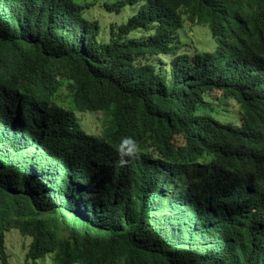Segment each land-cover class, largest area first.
<instances>
[{
    "label": "trees",
    "instance_id": "1",
    "mask_svg": "<svg viewBox=\"0 0 264 264\" xmlns=\"http://www.w3.org/2000/svg\"><path fill=\"white\" fill-rule=\"evenodd\" d=\"M139 2L101 41L74 0H0L2 264L14 229L25 264H264V0ZM186 18L216 51L178 54ZM215 91L238 126L199 113Z\"/></svg>",
    "mask_w": 264,
    "mask_h": 264
},
{
    "label": "rangeland",
    "instance_id": "2",
    "mask_svg": "<svg viewBox=\"0 0 264 264\" xmlns=\"http://www.w3.org/2000/svg\"><path fill=\"white\" fill-rule=\"evenodd\" d=\"M79 4L86 6L84 12L88 19L98 21L100 25V40L109 41L111 37L112 27L116 28L122 24H126L130 18L136 15L145 5L139 2L135 5L126 4L122 7H115L120 1L126 0H74ZM150 31H135L130 38H146ZM152 33V32H150ZM178 54H189L193 56L199 51L213 52L218 48L217 40L212 36L208 27L196 26L188 18L185 20L183 29L179 32ZM149 57L146 56L145 59ZM173 57L171 55H163L159 57H151L150 61H166L170 64ZM144 61V57L142 59ZM205 99L211 101L213 110L209 108H201L199 113L211 115L215 119L224 124H240L241 108L234 99L224 97L221 91H215ZM68 93L61 91L58 104L67 108H72L69 103ZM79 123L89 135L102 136L103 128L107 123V116L102 112H76ZM32 239L23 237L20 231L11 230L6 234V249L9 256L10 264H25L26 254ZM0 264H2L0 260ZM37 264H56L53 255H48L44 259L37 261ZM81 264V263H76Z\"/></svg>",
    "mask_w": 264,
    "mask_h": 264
},
{
    "label": "clouds",
    "instance_id": "3",
    "mask_svg": "<svg viewBox=\"0 0 264 264\" xmlns=\"http://www.w3.org/2000/svg\"><path fill=\"white\" fill-rule=\"evenodd\" d=\"M120 163H121V165H123V164H126V163H127V161H126V160H124V159H121V160H120Z\"/></svg>",
    "mask_w": 264,
    "mask_h": 264
}]
</instances>
